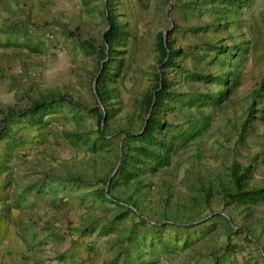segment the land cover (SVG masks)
<instances>
[{
    "label": "rangeland",
    "instance_id": "1",
    "mask_svg": "<svg viewBox=\"0 0 264 264\" xmlns=\"http://www.w3.org/2000/svg\"><path fill=\"white\" fill-rule=\"evenodd\" d=\"M260 189L264 0H0V242L26 236L21 264H264V194L232 197Z\"/></svg>",
    "mask_w": 264,
    "mask_h": 264
},
{
    "label": "trees",
    "instance_id": "2",
    "mask_svg": "<svg viewBox=\"0 0 264 264\" xmlns=\"http://www.w3.org/2000/svg\"><path fill=\"white\" fill-rule=\"evenodd\" d=\"M108 27L109 29L103 34V39L104 41L108 44L110 42V40L115 36L116 34V29L114 26V23L111 20H108ZM162 54L163 56H165V49L162 48ZM155 100H157L158 98L155 95ZM62 100H65V98H57V100H53V102H48L46 105V103H41L38 101H35L31 104V106L29 108L23 109L19 112H16L15 110L9 109L6 111V118H13V117H19V118H27V119H31L34 114L41 110L42 107L45 108H50V105L57 103V102H61ZM151 97L147 99V106H149L151 104ZM57 101V102H55ZM154 126H159V123L154 122L153 124H148V128L146 133L148 134L149 132V128H154ZM150 139V137H149ZM145 152V150H144ZM233 181L234 183H236V185H238V182L240 181L237 177H236V172H233ZM262 194H264V189H260V190H254V191H245V192H241V193H237L235 194L233 197L234 201L237 202H241V201H246V202H256L259 199L262 198Z\"/></svg>",
    "mask_w": 264,
    "mask_h": 264
},
{
    "label": "crops",
    "instance_id": "3",
    "mask_svg": "<svg viewBox=\"0 0 264 264\" xmlns=\"http://www.w3.org/2000/svg\"><path fill=\"white\" fill-rule=\"evenodd\" d=\"M14 232L0 242V264H21L20 257L26 252L27 240L18 231Z\"/></svg>",
    "mask_w": 264,
    "mask_h": 264
}]
</instances>
